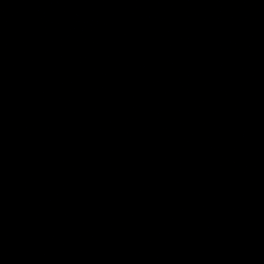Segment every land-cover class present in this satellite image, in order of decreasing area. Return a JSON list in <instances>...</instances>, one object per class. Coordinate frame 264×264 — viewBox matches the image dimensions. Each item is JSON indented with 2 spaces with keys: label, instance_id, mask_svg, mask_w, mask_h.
<instances>
[{
  "label": "water",
  "instance_id": "95a60500",
  "mask_svg": "<svg viewBox=\"0 0 264 264\" xmlns=\"http://www.w3.org/2000/svg\"><path fill=\"white\" fill-rule=\"evenodd\" d=\"M0 264H264V0H0Z\"/></svg>",
  "mask_w": 264,
  "mask_h": 264
}]
</instances>
